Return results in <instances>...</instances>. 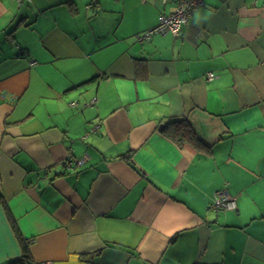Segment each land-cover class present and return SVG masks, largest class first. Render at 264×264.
I'll return each instance as SVG.
<instances>
[{"label": "crops", "instance_id": "obj_1", "mask_svg": "<svg viewBox=\"0 0 264 264\" xmlns=\"http://www.w3.org/2000/svg\"><path fill=\"white\" fill-rule=\"evenodd\" d=\"M202 1L0 0V264H264V0Z\"/></svg>", "mask_w": 264, "mask_h": 264}, {"label": "built area", "instance_id": "obj_2", "mask_svg": "<svg viewBox=\"0 0 264 264\" xmlns=\"http://www.w3.org/2000/svg\"><path fill=\"white\" fill-rule=\"evenodd\" d=\"M160 1L163 3L166 2V0ZM202 4V0H176V6L174 10L168 15L161 16L159 24L154 29L141 34L138 38L149 40L153 35H162L167 33L179 35L182 32V29L187 27L192 13ZM207 77L209 80H213L215 75L213 73H208ZM94 103H96L95 100L92 101V104ZM71 105L74 106L75 103H72ZM86 160V156L78 159L69 158L64 161L63 165L66 170L77 169L82 167ZM210 208L213 211H234L236 210L237 206L235 199L231 197L226 191L221 190L215 193L214 201ZM40 264L49 263L44 262Z\"/></svg>", "mask_w": 264, "mask_h": 264}, {"label": "trees", "instance_id": "obj_3", "mask_svg": "<svg viewBox=\"0 0 264 264\" xmlns=\"http://www.w3.org/2000/svg\"><path fill=\"white\" fill-rule=\"evenodd\" d=\"M177 123V122H176ZM186 130L183 132H186L188 134L187 139L190 140L191 142H200L197 140V137L195 136V134L193 133V131L188 127V125H186ZM186 134V135H187ZM184 134H179L178 137H181L183 139ZM0 203H2V198L0 196ZM8 264H33L31 258H30V254H29V250L27 245L25 244L24 248H23V254L22 257L18 260L15 261H11Z\"/></svg>", "mask_w": 264, "mask_h": 264}, {"label": "clouds", "instance_id": "obj_4", "mask_svg": "<svg viewBox=\"0 0 264 264\" xmlns=\"http://www.w3.org/2000/svg\"><path fill=\"white\" fill-rule=\"evenodd\" d=\"M214 14H215L214 11L211 9H208L206 15H203V16L199 12H197L196 20L198 23H200V22L210 19Z\"/></svg>", "mask_w": 264, "mask_h": 264}, {"label": "water", "instance_id": "obj_5", "mask_svg": "<svg viewBox=\"0 0 264 264\" xmlns=\"http://www.w3.org/2000/svg\"><path fill=\"white\" fill-rule=\"evenodd\" d=\"M162 128H163V125H161L159 129L162 130Z\"/></svg>", "mask_w": 264, "mask_h": 264}]
</instances>
